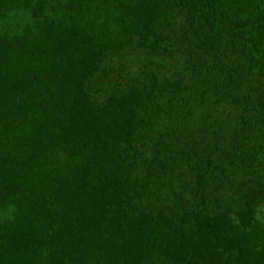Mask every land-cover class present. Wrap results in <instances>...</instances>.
<instances>
[{"label": "trees", "instance_id": "16d2710c", "mask_svg": "<svg viewBox=\"0 0 264 264\" xmlns=\"http://www.w3.org/2000/svg\"><path fill=\"white\" fill-rule=\"evenodd\" d=\"M0 264H264V0H0Z\"/></svg>", "mask_w": 264, "mask_h": 264}]
</instances>
